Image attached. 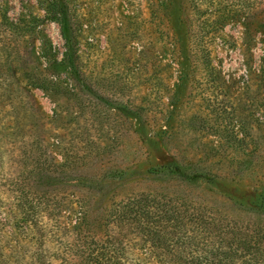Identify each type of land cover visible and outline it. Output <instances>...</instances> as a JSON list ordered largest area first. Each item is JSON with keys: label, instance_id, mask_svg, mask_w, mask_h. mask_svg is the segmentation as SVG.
<instances>
[{"label": "rangeland", "instance_id": "1", "mask_svg": "<svg viewBox=\"0 0 264 264\" xmlns=\"http://www.w3.org/2000/svg\"><path fill=\"white\" fill-rule=\"evenodd\" d=\"M40 1L0 0V264H60L73 228L166 262L112 217L142 194L264 240V0H64V27Z\"/></svg>", "mask_w": 264, "mask_h": 264}, {"label": "trees", "instance_id": "2", "mask_svg": "<svg viewBox=\"0 0 264 264\" xmlns=\"http://www.w3.org/2000/svg\"><path fill=\"white\" fill-rule=\"evenodd\" d=\"M196 2L197 10L204 7L200 11L205 15L206 21L212 18L207 14L208 11L213 10L212 5H219L218 23H224L241 15L244 9L248 10L252 6L251 3L248 4L249 0H242L239 3H233L231 0ZM64 3V0L40 1L47 15H52L63 27L66 23ZM174 169L176 168L171 166L168 170L170 173H180L179 170ZM151 198L148 194L129 198L113 208L112 217L120 225L133 227L135 235L151 243L154 248L164 249L170 257L168 261L140 259V254L135 250L123 256L119 254L114 241L109 237L98 241L88 240L73 228L70 232L71 239L66 241L61 250L60 264H257L258 254L264 251L262 238H252L253 236L247 235L239 242L224 248L207 231V224L198 217L185 216L172 206L162 205ZM17 200L20 201L19 198ZM262 204L264 205V195ZM161 229H165L164 232ZM169 237L176 241V249L173 251L167 247L154 245V242L166 241ZM153 246L149 252H146L151 259H154L156 252Z\"/></svg>", "mask_w": 264, "mask_h": 264}]
</instances>
